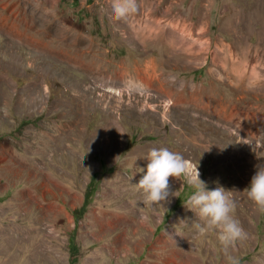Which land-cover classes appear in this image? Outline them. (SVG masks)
Segmentation results:
<instances>
[{"label": "rangeland", "instance_id": "obj_1", "mask_svg": "<svg viewBox=\"0 0 264 264\" xmlns=\"http://www.w3.org/2000/svg\"><path fill=\"white\" fill-rule=\"evenodd\" d=\"M135 3L113 19L111 0H0V264H264L244 189L264 168V0ZM161 147L229 189L244 239L195 231L183 174L170 203H141Z\"/></svg>", "mask_w": 264, "mask_h": 264}, {"label": "clouds", "instance_id": "obj_2", "mask_svg": "<svg viewBox=\"0 0 264 264\" xmlns=\"http://www.w3.org/2000/svg\"><path fill=\"white\" fill-rule=\"evenodd\" d=\"M109 15L113 19H123L136 11L135 0H111ZM146 158V164L140 168L142 173L134 183L143 194L141 203L152 207L157 203L171 201L175 189L169 184V177L178 178L182 174L186 183L193 188L183 204L196 213L203 223L194 224L199 234L213 231L220 245L227 250L236 241L246 237L239 221L234 217L235 201L222 185L209 188L199 175L197 164L193 166L184 157L167 148H153ZM247 196L264 210V168L256 169L248 184L244 187ZM141 220L147 219L141 215ZM231 264H238L235 258L229 257Z\"/></svg>", "mask_w": 264, "mask_h": 264}, {"label": "bare ground", "instance_id": "obj_3", "mask_svg": "<svg viewBox=\"0 0 264 264\" xmlns=\"http://www.w3.org/2000/svg\"><path fill=\"white\" fill-rule=\"evenodd\" d=\"M15 32H17V33H19V34H23L18 28H16L15 30H14ZM21 36V35H20ZM38 45H42V43L41 42H39V44ZM42 49V48H41ZM146 73V72H145ZM121 75H123L122 73H121ZM143 76V75H142ZM144 77V76H143ZM147 78V77H146ZM120 79V78H119ZM140 79L142 80V82L145 84V86H146V88H147V90H148V88H150L151 87V82L150 81H148V79H145V78H141L140 77ZM145 89V88H144ZM107 90H114L113 89V87H110V88H107ZM146 90V89H145ZM154 90V89H153ZM206 91V90H205ZM149 92V91H148ZM155 92V91H154ZM156 94H157V92H156ZM155 94V95H156ZM167 94V93H166ZM145 95H147V97H150L151 98V95H154V94H146L145 93ZM168 96V95H167ZM206 98V97H205ZM204 99V98H203ZM185 100L183 99V98H179L178 100H176V98L174 99V100H171V102H172V105L174 106V104L175 105H179L180 103H182V102H184ZM192 102H195L196 104H200V106H202V107H211L212 108V110H214V111H212L213 113H216V115H221L222 114V117L224 118V119H231V118H227L226 116L228 115V114H230L231 116H232V114L233 113H227V107H226V105H224L223 104V102L222 101H218L216 104H211L209 101H208V99L206 98V100H203V101H198V99H195V100H193ZM184 105L186 104V101L183 103ZM202 104V105H201ZM186 106V105H185ZM179 108V107H178ZM188 108V107H187ZM180 109V108H179ZM184 110L186 109V107H184L183 108ZM215 111H217V112H215ZM233 117V116H232ZM234 118V117H233ZM230 154V153H229ZM235 154V153H234Z\"/></svg>", "mask_w": 264, "mask_h": 264}, {"label": "trees", "instance_id": "obj_4", "mask_svg": "<svg viewBox=\"0 0 264 264\" xmlns=\"http://www.w3.org/2000/svg\"><path fill=\"white\" fill-rule=\"evenodd\" d=\"M88 195H87V193L85 192L84 193V198H83V202H82V204H81V206H80V209L81 210H83L84 209V207H85V205L88 203Z\"/></svg>", "mask_w": 264, "mask_h": 264}]
</instances>
